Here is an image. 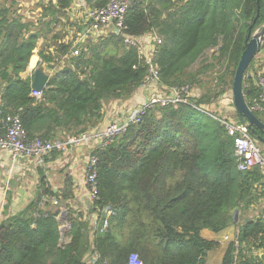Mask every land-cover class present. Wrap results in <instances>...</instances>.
Masks as SVG:
<instances>
[{"label": "trees", "instance_id": "16d2710c", "mask_svg": "<svg viewBox=\"0 0 264 264\" xmlns=\"http://www.w3.org/2000/svg\"><path fill=\"white\" fill-rule=\"evenodd\" d=\"M22 1L0 0L3 117L18 114L29 140L60 141L95 129L104 105L127 101L140 87L146 68L136 49L113 33L86 37L76 46L73 40L62 43L63 34H51L73 0H38L36 19L23 15ZM108 2L94 0L92 7ZM151 2L127 12L126 33L143 36L157 30L162 43L156 63L161 84L169 88L202 86L201 76L216 67L234 76L249 34L264 25V0H187L164 19ZM37 48V68L50 71L40 99L31 96V79L21 77ZM74 49L77 56L71 55ZM212 50L192 72L191 65ZM253 65L254 59L246 70L247 104L260 95ZM218 81L219 90H206L189 104L148 110L138 125L94 150L99 197L91 203L97 216L93 227L71 207L69 176L57 193L40 180L25 208L0 224V264H129L132 254L142 264H204L218 243L204 240L200 232L219 233L232 224L238 236L221 264H263L252 254L264 250V221L235 222L234 212H248L264 177L257 169L237 170L233 140L201 109L232 86L224 75ZM254 114L264 123L262 112ZM249 133L256 141L264 138L257 129L249 127ZM59 155L54 151L50 157ZM107 212V229L100 233ZM63 222L69 226L65 234Z\"/></svg>", "mask_w": 264, "mask_h": 264}, {"label": "built area", "instance_id": "2783aa9c", "mask_svg": "<svg viewBox=\"0 0 264 264\" xmlns=\"http://www.w3.org/2000/svg\"><path fill=\"white\" fill-rule=\"evenodd\" d=\"M145 0H109L103 6L84 9L82 14L81 32L78 31L76 38L73 39L74 46L83 43L86 37L93 40L105 37L108 33L121 35L125 45L136 49L139 60L146 68L144 79L137 89L138 92H147L142 101L136 102L124 114L113 116L108 124L100 129L81 133L79 135L67 136L60 141H47L39 138L29 140L23 129L20 116L18 114L3 117V102L0 96V152L6 153L12 160L21 157L32 159L38 164H42L45 158L50 157L52 152L61 155L66 154L70 148L86 149L84 166V185L87 188L89 201L92 203L98 200L99 190L97 182L98 161L92 153L94 150L102 149L115 140L118 136L125 133L133 125H138L147 111L155 107L172 106L177 108L179 105L189 104L191 99L198 97L190 85L181 87H166L161 84L159 69L156 63L158 46L162 43L159 36L145 34L143 36H131L126 33L125 17L127 12L134 5L142 4ZM72 56L78 55V49H74ZM256 86L260 91L258 98L253 99L247 104L250 111L259 113L264 111V73L257 75ZM31 96L35 99L41 98V92L32 91ZM210 117L223 126L226 134L233 140L236 166L239 172H248L257 169L264 177V149H261L257 141L250 136L249 127L240 120H234L229 113L212 114L205 107H201ZM51 203L58 205L56 199L52 198ZM106 218L99 229L104 233L107 229ZM264 221V213L259 216ZM97 216L94 219V223ZM62 231L69 230L67 224H63ZM227 240V238H225ZM264 251V250H263ZM90 263V262H89ZM129 264H142L138 255L132 254L129 257Z\"/></svg>", "mask_w": 264, "mask_h": 264}, {"label": "crops", "instance_id": "0c3cea01", "mask_svg": "<svg viewBox=\"0 0 264 264\" xmlns=\"http://www.w3.org/2000/svg\"><path fill=\"white\" fill-rule=\"evenodd\" d=\"M46 2L47 0H42ZM187 0H152V7L157 12H160L161 19L166 18L173 14L181 2ZM37 3L38 0H26L24 5H32ZM35 3V4H36ZM180 3V4H179ZM33 6L32 10L26 12L31 18H38L41 13V7ZM94 0H73L68 10H65L64 16L59 19V23L55 27L51 35L58 33L63 34L64 39H74L80 26H82V14L84 9L82 5L87 8H92ZM22 10V9H21ZM22 13L26 14L23 10ZM26 14V15H27ZM152 34V33H150ZM50 35V36H51ZM152 35L157 36V30ZM60 42V41H59ZM42 44V42H41ZM53 47L49 50H52ZM38 48L33 51L26 71L21 74L22 78H32L34 70L39 63L37 55ZM47 73L46 71H43ZM264 73V42L261 51L254 58V65L251 69V74ZM31 82V80H30ZM147 92L136 91L132 99L128 101H114L104 105L103 113L104 118L102 122L95 129L105 127L109 120L116 115L124 114L136 102L142 101ZM263 117H264V111ZM88 151L86 149L70 148L66 154H60L57 159L52 160L51 157L45 158L42 164H38L32 159L21 157L17 160H12L6 153L0 152V224L7 218L21 212L25 206L34 198L36 190L40 185V180L47 184V189L53 190L57 193L62 188V181L65 176H69L73 181L74 198L71 207L74 210L83 213L84 218L89 220L90 225L93 227L96 214L92 213L91 202L88 199L87 188L84 185V166ZM252 202L248 206V212L241 213L237 210L236 222L244 220L259 219L261 213L264 212V180L256 185V190L253 191ZM50 204L51 199L49 200ZM63 209V208H62ZM64 223V222H63ZM64 229L61 227V230ZM67 230L62 231L65 234ZM238 234L236 224H232L219 233H213L207 229L200 232L201 237L207 241L218 243V246L209 251L205 257L204 264H221L224 253L231 242L236 240ZM227 238V240H225ZM65 239V240H64ZM68 239H62V243H67ZM255 258L264 257V251H254L252 254ZM85 262L89 263V259L85 258ZM264 264V260L262 261Z\"/></svg>", "mask_w": 264, "mask_h": 264}, {"label": "water", "instance_id": "95a60500", "mask_svg": "<svg viewBox=\"0 0 264 264\" xmlns=\"http://www.w3.org/2000/svg\"><path fill=\"white\" fill-rule=\"evenodd\" d=\"M264 42V25L258 32L249 34V37L245 43V49L241 54L238 65L235 69L231 93L232 101L235 112L238 119L248 125L252 129H257L264 133V123L261 122L253 112L250 111L244 93V82L250 77V74L246 73L252 60L261 51L262 44ZM50 75L44 73L41 69H35L31 78L30 88L32 91L43 92L47 89V84L49 82ZM258 142L264 144V138L258 137ZM66 213L64 212V218ZM237 220V210L234 212V221ZM238 236V234H237ZM236 236V238H237ZM262 261L264 257H261Z\"/></svg>", "mask_w": 264, "mask_h": 264}, {"label": "rangeland", "instance_id": "374dc122", "mask_svg": "<svg viewBox=\"0 0 264 264\" xmlns=\"http://www.w3.org/2000/svg\"><path fill=\"white\" fill-rule=\"evenodd\" d=\"M24 1L26 0H23L22 3H19V6L22 8V10L26 13L30 10H32L34 4L32 5H24ZM36 5V4H35ZM27 14V13H26ZM24 14V16H26V18H31V16L29 14ZM262 27H260L258 30H256L255 32H258ZM75 37V35L71 38V39H67L65 40L64 39V42L67 43L71 40H73ZM63 43V41H61ZM214 51L215 50H212V51H208L206 54H204V56H201L200 58L197 59V61L191 65L190 67V70L193 72V71H196L199 67V63L206 57H211L213 54H214ZM216 52V51H215ZM259 54V53H258ZM257 54V55H258ZM35 57V56H33ZM36 58V57H35ZM37 69V68H36ZM43 71H46L47 74L50 75V71L47 70L46 68L43 70ZM231 71L229 70H225L224 67L222 68H218L216 67L215 69H211L209 71H207L203 76H201L202 78V81H203V85L202 86H191L194 90V93L195 94H198V96H200V94H203L204 91L206 90H213V91H217L220 89V86H219V81H218V78L219 77H222V75H224V80L229 84V82H232L233 80V77L234 76H231L230 74ZM246 82V81H245ZM245 82H244V85H245ZM245 87V86H244ZM137 91V90H136ZM136 91L134 92V94L130 97V99H132V97L135 95ZM128 99V100H130ZM127 100V101H128ZM203 107H205L207 110H209L212 114H226V113H229L230 116L234 119V120H238V116L237 114H235V109H234V106H233V101H232V93H231V86L230 88H228L226 90V92L224 93V95L220 96L218 98V100H215L213 101L212 103H209L207 105H204ZM257 144L258 146L261 148V149H264V146L263 144L259 143L257 141ZM264 213V212H263ZM262 214V213H261ZM65 240V239H64ZM87 260V258H86Z\"/></svg>", "mask_w": 264, "mask_h": 264}]
</instances>
